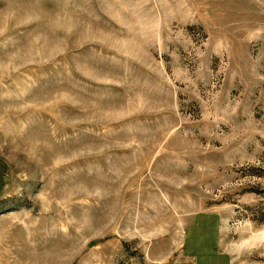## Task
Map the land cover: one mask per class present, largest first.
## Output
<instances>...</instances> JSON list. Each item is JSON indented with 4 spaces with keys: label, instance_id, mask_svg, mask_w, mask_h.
Here are the masks:
<instances>
[{
    "label": "rangeland",
    "instance_id": "obj_1",
    "mask_svg": "<svg viewBox=\"0 0 264 264\" xmlns=\"http://www.w3.org/2000/svg\"><path fill=\"white\" fill-rule=\"evenodd\" d=\"M203 215L264 264V0H0V264H174Z\"/></svg>",
    "mask_w": 264,
    "mask_h": 264
},
{
    "label": "crops",
    "instance_id": "obj_2",
    "mask_svg": "<svg viewBox=\"0 0 264 264\" xmlns=\"http://www.w3.org/2000/svg\"><path fill=\"white\" fill-rule=\"evenodd\" d=\"M216 221L209 215L195 218V223L185 234L182 259L174 264H229L228 257L216 251Z\"/></svg>",
    "mask_w": 264,
    "mask_h": 264
}]
</instances>
